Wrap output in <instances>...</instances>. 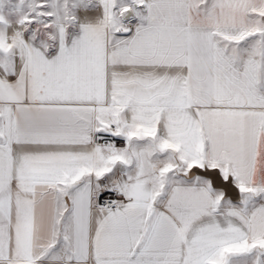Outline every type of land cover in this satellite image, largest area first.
Returning a JSON list of instances; mask_svg holds the SVG:
<instances>
[{
  "label": "snow or ice",
  "instance_id": "snow-or-ice-1",
  "mask_svg": "<svg viewBox=\"0 0 264 264\" xmlns=\"http://www.w3.org/2000/svg\"><path fill=\"white\" fill-rule=\"evenodd\" d=\"M0 264H264V0H0Z\"/></svg>",
  "mask_w": 264,
  "mask_h": 264
}]
</instances>
